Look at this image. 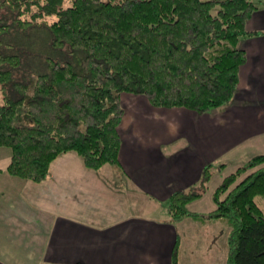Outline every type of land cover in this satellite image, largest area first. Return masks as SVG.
I'll return each mask as SVG.
<instances>
[{"label":"trees","instance_id":"obj_1","mask_svg":"<svg viewBox=\"0 0 264 264\" xmlns=\"http://www.w3.org/2000/svg\"><path fill=\"white\" fill-rule=\"evenodd\" d=\"M256 10L252 0H0L5 171L38 183L68 152L89 170L116 163L122 94L197 114L227 106L246 59L239 40L261 34L245 27ZM41 27L56 59L41 55L43 71L34 73L26 65L31 50L5 39ZM212 166L197 186L169 196L171 221L199 216L186 206L202 196ZM255 196L264 197V155L225 176L212 194L215 208L199 216L228 222L226 264H264V215Z\"/></svg>","mask_w":264,"mask_h":264},{"label":"crops","instance_id":"obj_2","mask_svg":"<svg viewBox=\"0 0 264 264\" xmlns=\"http://www.w3.org/2000/svg\"><path fill=\"white\" fill-rule=\"evenodd\" d=\"M257 1L245 27L261 34L239 40L246 59L227 106L197 114L122 94L116 163L89 170L68 152L36 183L10 176L8 158L0 160V264H171L180 236L169 196L197 186L206 165L222 166V180L264 155V0Z\"/></svg>","mask_w":264,"mask_h":264},{"label":"rangeland","instance_id":"obj_3","mask_svg":"<svg viewBox=\"0 0 264 264\" xmlns=\"http://www.w3.org/2000/svg\"><path fill=\"white\" fill-rule=\"evenodd\" d=\"M252 1L254 4H257L258 2L257 0ZM214 11L215 9L212 10V12ZM27 33L28 34L17 32L13 36H7L5 40L12 44L23 43L26 48L30 49L32 55L26 58V65L29 69L33 70L34 73H38L43 71L42 66H39L43 63L41 55L49 56L53 59H56V57L51 54L49 48L45 45L47 32L44 28H32L27 31ZM2 96L3 93L0 85V102L2 101ZM262 141L263 139L260 138L253 142L260 147ZM174 143L175 141L170 143L169 146ZM8 150L9 149L4 147L0 148V160L2 162L7 158L9 162ZM249 160L242 164H246ZM229 169L232 168H227L225 171ZM255 169L251 171H254ZM211 171L210 180L207 181L206 188L202 194L203 199L200 201L189 202L186 206L189 212L193 214L199 216L207 215L215 208L212 200V193L215 191L216 187L220 185L222 180H219L220 174L217 173L219 171L218 166L213 165ZM221 174L223 175V173ZM254 199L264 215V197L255 196ZM177 226L180 236L178 245L179 250L177 249L179 264H226V257L228 254L227 237L230 233V226L225 219L207 218L203 220H194L192 217L187 216L179 220Z\"/></svg>","mask_w":264,"mask_h":264}]
</instances>
